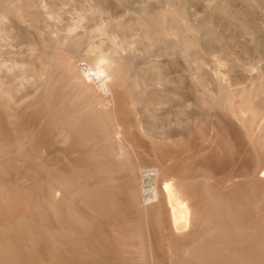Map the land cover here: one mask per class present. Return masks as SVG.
<instances>
[{"label":"bare ground","instance_id":"obj_1","mask_svg":"<svg viewBox=\"0 0 264 264\" xmlns=\"http://www.w3.org/2000/svg\"><path fill=\"white\" fill-rule=\"evenodd\" d=\"M78 1L0 0V264H264V0Z\"/></svg>","mask_w":264,"mask_h":264},{"label":"rangeland","instance_id":"obj_2","mask_svg":"<svg viewBox=\"0 0 264 264\" xmlns=\"http://www.w3.org/2000/svg\"><path fill=\"white\" fill-rule=\"evenodd\" d=\"M63 1L66 2L65 5H63V4L59 3V2L57 3V4L59 5L60 9H62V10H61V14H62V17H61V18H62V19H60V21H57L56 23H54L55 25L53 24V26L56 28L57 25H58V27L61 26L60 28H62V25L64 24V25H63V28H64L65 25L69 23V24H72L73 26H78V27L81 26V27H82V26H83V25H82V22L78 19L79 15L77 14V13L79 12V7H78V5H77V4L75 5L73 2H71L72 0H63ZM77 1H78V0H77ZM232 1H233V0H232ZM78 2H79V1H78ZM195 2H196V3H194V6H191L192 9H191V8H190V9L193 10V11H191V12H192L191 15L195 14V15H193V16H195V19H196V17H201V16H203L204 13H205L206 11L204 12V11L202 10V9H203V6H204V4H205V1L203 2V0H195ZM234 2H238V0H237V1H233V2H232L233 5L235 4ZM67 3H68V4H67ZM238 3H239V2H238ZM238 3H236V4L234 5V7H237V5L241 7V5H240L241 3H239V4H238ZM143 4H144V3H143ZM206 5H207V4H206ZM206 7H207V6H206ZM208 7H209V5H208ZM240 7H237V8H240ZM208 9H210V8H208ZM205 10H207V8H206ZM194 11H195V12H194ZM207 11H209V10H207ZM210 11H211V10H210ZM191 12H190V13H191ZM193 12H194V13H193ZM196 13H197V15H196ZM61 20H62V21H61ZM58 23H59L60 25H59ZM58 27H57V28H58ZM224 27H225V26H224ZM226 28H227V26H226L224 29H223V27L221 28V29L224 31V34H225V35H228V34H229V35H232V36H234V37L236 36V37L234 38V41H235V42L232 41L233 44L235 45V46H234V45H232V46H233V47H236V48H233V47H232V48H233V50H234L236 53H239V52H240V48L237 47L236 45H237V43L242 42V41H241V37H240V35H239V34L236 35V34H233V33L230 34L231 32H234V31H233V30H230V29H229V30H228V29L226 30ZM221 29H219L220 32L222 31ZM80 30H81V29H80ZM78 31H79V29H78ZM223 31H222V33H223ZM226 31H227L228 33H227ZM230 31H231V32H230ZM229 32H230V33H229ZM229 35H228V36H229ZM239 37H240V39H239ZM237 38H238V40H237ZM236 41H238V42L236 43ZM235 43H236V44H235ZM252 47H253V46H251V48H252ZM238 50H239V51H238ZM239 54H240V53H239ZM239 54H238V55H239ZM240 55L244 56L243 54H240ZM193 88H194V87H193ZM193 88H192V90H191V91L193 92V93H192V98H193L194 100H195V99L197 100V98H196V97H197V96H196V93L194 92V91H196V90L193 89ZM194 94H195V95H194ZM194 96H195V97H194ZM197 102H200V100H197ZM200 104H201L202 106H201ZM198 106H199V107H198ZM203 106H204V104L199 103V104L196 105L197 108H196V109L193 108V109H194L195 111H197V112H201V111H202L203 113H205V112L207 113V112H208V109H207L208 107H207V106H206V107H205V106L203 107ZM202 107H203V108H202ZM197 109H198V110H197ZM203 110H205V111H203Z\"/></svg>","mask_w":264,"mask_h":264}]
</instances>
